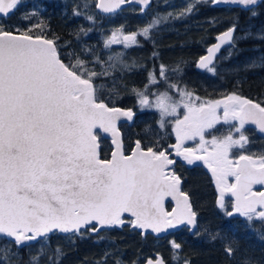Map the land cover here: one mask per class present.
Returning <instances> with one entry per match:
<instances>
[{
    "label": "snow or ice",
    "instance_id": "6c2138e0",
    "mask_svg": "<svg viewBox=\"0 0 264 264\" xmlns=\"http://www.w3.org/2000/svg\"><path fill=\"white\" fill-rule=\"evenodd\" d=\"M129 2L96 0L94 7L105 14H116ZM139 2L147 7L150 0ZM215 2L251 10L258 0ZM21 4L22 0H0V18L15 15ZM74 15L81 13L76 11ZM86 18L95 21L94 16ZM160 23L161 19L155 18L140 32L128 35L121 27L106 39L105 47L137 45L138 35L150 39L151 30ZM30 31L31 28L7 30L0 24V237L12 238L19 248L31 247L28 242L47 238L49 233L83 235L82 229L99 232L104 227H123L126 222L142 230V234L149 229L160 233L178 225L195 229L197 213L188 194L181 190V178L172 167L176 164L173 153L188 164L203 161L219 192L218 207L227 216L239 214L248 222H264V154H245L249 140L244 132L245 126L251 124L264 133L261 103L236 94L201 100L170 82L169 72H178L179 68L161 64L158 73H149V83L164 84L166 90L149 93L146 86L134 92L142 109L155 108L159 112L161 128L168 117L174 118L170 123L176 142L165 147L156 141L145 147L137 140L126 155L117 121L121 117L131 120L134 113L109 107L99 94L103 85L95 83L116 63L98 73L87 65L102 63L99 57L86 61L69 54L65 62L53 40L30 35ZM80 31L87 36L91 30ZM233 31L234 28L218 37L219 43L198 62L200 68L215 72V67L210 66L212 56L221 44L232 40ZM108 59L124 68L132 67L124 63L122 54ZM173 90L179 100L170 94ZM149 95L154 100L150 101ZM221 123L231 127L227 134L217 137L209 130ZM98 130L111 134L115 149L108 159L100 157ZM206 133L211 139L206 138ZM188 141H197V147H185ZM257 185L260 190H256ZM226 194L234 198L231 211L225 205ZM168 197L175 201L171 211L164 206ZM125 214L130 217L127 221ZM171 244L174 249L181 248L175 241ZM225 252L232 256L234 249L226 246ZM60 254L57 248L47 260L60 264ZM3 255L0 264H8L7 249ZM42 256L41 250L31 256L29 264H41ZM173 260L180 264L178 254ZM148 264L153 262L149 260ZM155 264L165 262L157 258ZM183 264L190 261L185 259Z\"/></svg>",
    "mask_w": 264,
    "mask_h": 264
},
{
    "label": "trees",
    "instance_id": "16d2710c",
    "mask_svg": "<svg viewBox=\"0 0 264 264\" xmlns=\"http://www.w3.org/2000/svg\"><path fill=\"white\" fill-rule=\"evenodd\" d=\"M95 2L22 0L15 15L0 18V24L7 30L31 28L30 35L53 40L65 62H68L69 54L86 61H95L99 57L102 63L87 65L98 73L108 69L110 63H116L114 69H109V74L99 76L95 83L98 87L103 85L99 94L109 107L136 113L133 123L120 125L127 155L137 140L145 147L156 141L165 147L175 143L168 131L157 129L159 114L141 108L134 89L143 88L149 82V73L154 69L158 73L161 64L169 69L179 68L178 72L170 73L179 76L180 84L194 81V75L201 76L194 70L197 61L214 43L216 36L230 28H236L237 35H246L235 41L230 62L220 64L219 79L228 92H236L264 106V3L248 10L217 6L215 0H151L145 9L130 2L116 14H104L94 7ZM189 7L191 11H188ZM76 11L81 15H74ZM89 15L95 17L94 22L86 18ZM155 18H160L161 23L151 30L150 39L138 35L137 47L123 52L105 47V41L113 31L123 27L126 33H138ZM81 28L91 31L85 36ZM117 54H122L124 63L132 67L124 68L116 61H109V56ZM213 91L201 92L212 96ZM152 128L157 130L152 131ZM98 136L101 159H108L113 151L111 140L100 133ZM174 170L182 178L183 191L189 195L197 213V228L193 232L183 228L162 238L143 237L126 222L123 227L110 230H83V235L55 232L47 238L28 242L31 247L17 248L7 237H0V259H4L7 249L8 264H29L31 256L42 250L41 264H50L47 257L53 256L58 248L60 264H117L118 261L120 264H144L146 258L156 253L162 255L167 264H176L173 256L177 254L180 264L185 259L190 264H264V222L227 216L218 207L215 184L203 167L178 160ZM172 241L181 248L174 249ZM226 246L234 249L232 256L226 254Z\"/></svg>",
    "mask_w": 264,
    "mask_h": 264
},
{
    "label": "rangeland",
    "instance_id": "374dc122",
    "mask_svg": "<svg viewBox=\"0 0 264 264\" xmlns=\"http://www.w3.org/2000/svg\"><path fill=\"white\" fill-rule=\"evenodd\" d=\"M216 5L217 6H220V4H218V3ZM123 6H125V4ZM124 34L125 35H128V34H132V33H126V32H124ZM245 35H246V33H242L240 35H237V37H236L237 40L236 41L240 40ZM137 45H132L130 47H127V46H125L123 44H113V45L109 46V48H115L119 52H123L124 50H130V49L134 48L135 46L137 47ZM233 52L234 51H233V47H232V48L228 49L227 52L224 53L219 58V60L217 61V63L213 66V67H215V72L214 73H210V72L206 71L204 74H201V76H199V77H196L194 75L193 76L194 81H192V82H190V81L183 82V83L180 84L179 81H178L179 76L178 75H175V74H172V73L169 72L170 82L171 83H174V84H177L179 86V88H181V89H187L188 91L193 92L194 95L199 96L201 98V100H217V99H222L225 96L230 95V94L239 95L236 92H230V91L228 92L225 88H223V83L219 79V73L222 72L221 67H220V64L223 63V62H230L229 59H230L231 54H233ZM150 60H153V59H150ZM152 63H153V61H152ZM194 70H195V68H194ZM187 73L189 74L190 72H187ZM146 86H148V92L149 93L156 92V91L163 92V91L166 90V85L165 86H162V84H160L158 86H152V85H150L149 82L145 86H143V88H141L140 90H144ZM210 89H214V91H213V94L214 95H212V96L211 95L210 96L209 95H205L204 93L201 92V91H203V92L205 91L206 92V91H208ZM170 94L173 95L175 99L179 100V96H178V94H176L175 90H173ZM149 100L150 101L151 100H154V97L151 96V95H149ZM143 109L144 110L154 111V112H157L159 114V112L155 108H152V109L143 108ZM180 111L183 112L184 110L181 108ZM173 119H174L173 117H168L167 118V121L168 122L165 124V127H163V128H161L159 126V122H158L157 129L160 130V131H162V132L163 131H168V134L170 136H172L174 138V140H175V135L172 132V124L170 123V121L173 120ZM159 121H160V115H159ZM216 127H217V129H216V133L215 134H216L217 137H221L222 135H225V134L228 133L229 128L231 126L221 123V124L216 125ZM157 129L156 128H152V131H154V130L156 131ZM244 132H245V135H247L248 140H249L248 149L245 150V154H255L257 156H259L261 154H264V148H261L260 149L259 146H257L256 143L254 142V139L255 138H257V139L259 138V140L257 141V143H259V142L264 143V136H260L258 133L250 134L249 135V132L245 131V129H244ZM236 135H238V134H236ZM175 142H176V140H175ZM185 147H193V148H195V147H197V141H188L185 144ZM174 156H175V154H174ZM176 158L177 159L180 158L181 160H183L181 157H176ZM196 163H197V161L194 164H196ZM194 164H190V165H194ZM229 179H230V182H232V178H229ZM256 190H260V189H256ZM218 199H219V194H218ZM232 201L233 200H231V199L225 198V205H226V207L228 208L229 211H231V203H232ZM169 206L172 209L173 205L171 203H169ZM234 215L235 216H240L239 214H234ZM125 219L127 221L128 219H130V217L129 216H125ZM117 227H119V226H117ZM188 228L190 230V226H188ZM137 230H139V229H137ZM139 231L142 234V231L141 230H139ZM193 231H194V229H191L190 230V232H193ZM142 236L143 237H146L148 235H144V233H143Z\"/></svg>",
    "mask_w": 264,
    "mask_h": 264
},
{
    "label": "water",
    "instance_id": "95a60500",
    "mask_svg": "<svg viewBox=\"0 0 264 264\" xmlns=\"http://www.w3.org/2000/svg\"><path fill=\"white\" fill-rule=\"evenodd\" d=\"M132 1H133V3L136 4V5L144 6V5H142V4L139 2V0H132ZM260 3H261L260 0H258L257 5H259ZM149 4H150V3H149ZM219 4H220V6H236V7H244V8H246V9H248V7H246V6L238 5V4H232V3H227V2H221V3H219ZM257 5H255V6H257ZM148 6H149V5H148ZM255 6H252V8L255 7ZM122 8H123V6L121 7V9H122ZM118 11H119V10H118ZM230 29H233V28H230ZM230 29H228V30H230ZM228 30H226V31H228ZM226 31H224V32H222V33H220V34H218V35L216 36L214 43L211 44V45L207 48L206 53H205L202 57H205V56H208V55H209V53H208V49L211 48V47H213V46L216 45L217 43H219L218 37H220V36H221L223 33H225ZM236 32H237V31H236V28H234L233 36H232V40H231V41H227V42L221 44L220 49H219L218 51L214 52V54H213V56H212V65H210V66H213V65L217 62V60L219 59V57L222 55V53H223L224 51H226L227 49H229V48H231V47L233 46V44H234V42H235V38H236ZM202 57H201V58H202ZM201 58H200V59H201ZM200 59L197 61L196 65H195V70H196V72H198V73H205V72L207 71V69H203V68H200V67L198 66V62L200 61ZM132 119H133V118H132ZM132 119H131V120H132ZM131 120H128L126 117H121V118L117 121V127L119 128V125L122 124V123H129ZM249 126H252V127H254V128L257 129V127H256L255 125H251V124H249ZM119 130H120V129H119ZM257 131L259 132L258 129H257ZM98 132H101V130H98ZM120 133H121V131H120ZM259 133H260V132H259ZM107 134L110 135V136H107V135H103V136L112 140V138H111V134H110V133H107ZM260 134H264V133H260ZM121 135H122V133H121ZM98 143H99V140H98ZM112 144H113V143H112ZM99 145H100V144H99ZM114 149H115V146H114V144H113V151H114ZM99 152H100V147H99ZM207 170H208V172L211 174V171L208 169V167H207ZM211 176H212V174H211ZM212 178H213V177H212ZM213 180H214V179H213ZM214 183H215V182H214ZM215 186H216V185H215ZM255 187H256V189H260V186H259V185L255 186ZM216 190H217V193L219 194L217 187H216ZM225 197H227V198H229V199H231V200H234V198L231 197L230 195H227V194H226ZM167 200H172V199H171V197H168V198L165 200V202H166ZM165 202H164V206H165V208H166ZM174 206H175V204H174ZM125 216H128V214H125ZM185 226H186V225H178L176 228H170V229H168L167 231L160 232V233L152 232V230L149 229V230H147V232H144V235L152 234V235L157 236V237H163V236H166V235H168V234H170V233L176 232V231L180 230L181 228H183V227H185ZM104 229H107V227L100 228V230H104ZM82 230H83V229H82ZM139 230H140V229H139ZM141 231H142V230H141ZM54 233H55V232H54ZM60 233H61V232H60ZM51 234H53V233H49L48 235H51ZM61 234H68V233H61ZM39 238H44V237H39ZM10 239H12V238H10ZM157 258H162L163 261L165 262L164 258H163L161 255H159ZM157 258H156L155 260H153V259H148V260L145 262V264H148V261H149V260H151V261L153 262V264H155ZM165 264H167V263L165 262Z\"/></svg>",
    "mask_w": 264,
    "mask_h": 264
},
{
    "label": "flooded vegetation",
    "instance_id": "af4514ba",
    "mask_svg": "<svg viewBox=\"0 0 264 264\" xmlns=\"http://www.w3.org/2000/svg\"><path fill=\"white\" fill-rule=\"evenodd\" d=\"M253 102H254V101H253ZM216 129H217V127H216L215 129H212V130H209V131L212 132L213 134H215V133H216ZM245 131L249 132V135H250V134L258 133L260 136H264V134H260V133L257 131L256 128H254V127H252V126H249V125H246V126H245ZM215 135H216V134H215ZM206 138H207V139H211V136L208 135V134L206 133ZM258 140H259V138H258V139L255 138V139H254V142L256 143V145L259 146L260 149H261V148H264V143H262V142L257 143ZM247 149H248V145L246 146V150H247ZM236 151H237V150H235V149L233 150L234 154H235ZM173 157H175L174 154H173ZM178 160H181V159L179 158ZM181 161H183V160H181ZM183 162H184V163H187L186 161H183ZM187 164H188V163H187ZM189 165H190V164H189ZM194 165H199V166L203 167V168L208 172V170H207V166L203 163V161H197V163L194 164ZM191 166H193V165H191ZM208 173H209V172H208ZM209 174H210V173H209ZM212 179H213V178H212ZM159 255H160L159 253H156L155 255L146 258L145 262H146L148 259H153V260H155ZM161 256H162V255H161Z\"/></svg>",
    "mask_w": 264,
    "mask_h": 264
},
{
    "label": "bare ground",
    "instance_id": "6f19581e",
    "mask_svg": "<svg viewBox=\"0 0 264 264\" xmlns=\"http://www.w3.org/2000/svg\"><path fill=\"white\" fill-rule=\"evenodd\" d=\"M101 133L103 134V135H107V136H110V135H108L107 133H103L102 131H101ZM181 187V186H180ZM182 190V189H181ZM169 202H172L173 204H175V201H173V200H167L166 202H165V205L166 204H168ZM108 228V227H107Z\"/></svg>",
    "mask_w": 264,
    "mask_h": 264
}]
</instances>
